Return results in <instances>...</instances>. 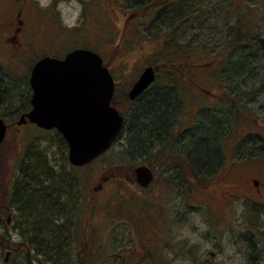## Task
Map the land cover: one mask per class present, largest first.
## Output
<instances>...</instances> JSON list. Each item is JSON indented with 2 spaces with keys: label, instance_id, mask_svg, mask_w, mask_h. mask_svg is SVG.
<instances>
[{
  "label": "rangeland",
  "instance_id": "obj_1",
  "mask_svg": "<svg viewBox=\"0 0 264 264\" xmlns=\"http://www.w3.org/2000/svg\"><path fill=\"white\" fill-rule=\"evenodd\" d=\"M6 6L22 8L21 18L39 28L48 44L44 50L33 47L18 65L0 60L1 96L13 104L0 106V118L15 123L17 111L26 109L25 95L30 97L31 91H26L22 77L43 51L61 57L85 46L109 67L114 103L124 115L138 102H129L126 95L145 67L158 71L148 93L177 81L176 91L169 89L178 103L174 125L187 131L182 137L155 141L142 156L130 152L125 132L110 152L75 169L61 136L30 125L11 127L0 144V264H123L124 259L126 264H236V254L243 256L244 264H264V209L248 202V209L236 203L225 211L215 190L204 191L203 176L179 156L182 141L212 116L225 129L219 139L227 151L220 154L222 169L231 160L245 162L230 180L264 166V54L241 76L240 67L230 72L227 66L240 54L232 49L231 35L238 23H246V44L258 53L257 41L264 42V0H0V11ZM165 8L178 9L179 14L184 9L186 22L157 21ZM242 58L248 63V57ZM30 148L45 155L57 175L77 177L72 190L78 209H70L56 224L64 237L62 260L34 250L35 243L24 235L27 222L9 202L11 181ZM140 165L153 171L149 189L140 192L124 181L116 182L118 190L110 184L105 191L98 189L102 178L132 179ZM139 215L150 224L139 223ZM86 221L95 231L83 246ZM230 246L235 248L232 255L226 252Z\"/></svg>",
  "mask_w": 264,
  "mask_h": 264
},
{
  "label": "trees",
  "instance_id": "obj_2",
  "mask_svg": "<svg viewBox=\"0 0 264 264\" xmlns=\"http://www.w3.org/2000/svg\"><path fill=\"white\" fill-rule=\"evenodd\" d=\"M177 10L162 9L155 19L167 24L179 19V25H183L186 22L181 13L184 9H179L180 14ZM245 25L246 23L241 27V23H238L236 30L231 32L234 36L232 49L239 50L240 54L237 55L236 62H229L227 66L230 72L234 66L240 67L238 76L244 75L247 67L250 68L257 62L256 56L264 54V42L257 41L258 53L246 44L249 34ZM243 56L248 57V63L242 58ZM175 82L173 87L177 86L178 82ZM171 88L167 86L166 90L155 91L153 94L146 91L129 113L123 114L125 127L120 137L123 133H127L130 152L142 156L144 152L149 151L155 141L161 142L168 135L170 126L176 121L178 105L177 97L169 90ZM1 95H3L2 89H0V106L11 107L13 105L11 100L4 103ZM223 127L220 119L208 117L185 139L186 141H182L183 150L179 152V156L196 175L207 176L221 161L218 146L225 130ZM75 180L77 177L57 175L45 155L30 148L19 166L18 173L11 181L9 202L14 206L18 218H22V222L24 220L27 222H24L26 223L24 235L30 238L31 243H35L33 247L39 255L50 256L49 258L54 260H62L65 257L64 237L56 224L62 217L69 215L70 209H78V197L72 190ZM67 201L70 205L66 203Z\"/></svg>",
  "mask_w": 264,
  "mask_h": 264
},
{
  "label": "water",
  "instance_id": "obj_3",
  "mask_svg": "<svg viewBox=\"0 0 264 264\" xmlns=\"http://www.w3.org/2000/svg\"><path fill=\"white\" fill-rule=\"evenodd\" d=\"M155 81L152 67L145 68L127 97L133 101ZM30 110L18 124L57 129L66 141L68 161L82 167L105 153L123 127V117L112 104L114 80L102 58L94 51L76 49L63 59L44 57L29 76ZM7 125L0 119V144ZM137 183L147 188L153 175L147 166L134 169Z\"/></svg>",
  "mask_w": 264,
  "mask_h": 264
},
{
  "label": "flooded vegetation",
  "instance_id": "obj_4",
  "mask_svg": "<svg viewBox=\"0 0 264 264\" xmlns=\"http://www.w3.org/2000/svg\"><path fill=\"white\" fill-rule=\"evenodd\" d=\"M13 5L14 4H12V7ZM6 7H7L6 8L7 10H1L2 13H0V16H1L0 18V60L6 61L10 65H18L19 63L23 62V59L27 57L28 52L33 47H38L39 50H44L43 48L48 44L47 43L48 41L45 40V37H42V34L40 33L39 28H36L34 25L30 24L25 18L24 19L21 18V15L23 12L22 8L19 7V9L15 11L11 6L10 7L6 6ZM79 48L87 49L88 47L81 46V47L73 48L72 50L79 49ZM43 52L45 54H42L39 59L44 58V57L63 59L64 56L67 53H69L67 52L65 55L60 57L52 53L48 54L49 52H47L46 50ZM102 60H103V64L107 66L104 59ZM31 69L29 70L30 72H31ZM153 69H154L155 81H156V79L158 78V71H157V68L155 67H153ZM30 72L28 73V71H26L22 77V79L24 80L25 86H26V91L29 90L30 88L29 86ZM171 73L173 72L171 71ZM171 87L172 89L175 90V87L173 86ZM150 89H148L147 92ZM171 92H173V90H171ZM140 97L136 98V100H139ZM25 100L27 102L26 103L27 107L25 110L17 111V114L19 113L20 116L17 121H15L14 119L15 123H11V121L6 117L1 118L4 120L5 124L7 125L6 133H8L11 127H14V126L20 127V126L30 125L31 127L37 128L41 133L53 131L56 135L61 136V138L63 139L62 135L55 128L51 130H45V129L37 127L35 124H32L28 121L25 124H20V125L18 124L19 119L30 110V97L28 95V92L25 95ZM136 100H134V102ZM184 123H185V120L182 121V125ZM173 125L170 126L171 127L170 136L173 138L175 135H179L178 137H182L184 132L187 131V128H185L184 130L180 129L179 131L175 127V125L174 126ZM182 125L180 127H182ZM64 142L66 144L65 140ZM226 152L227 151H222L221 145L219 144L218 153L222 154ZM261 162H263L264 164V159ZM244 164L245 162H243V160H238L236 163H233L231 160V163H229L228 167H226V170H225V168L222 169V159H221V161H219L215 165L214 169L207 176L203 177L204 178L203 182L205 183L203 190L204 191H207V190L214 191L215 190V194L218 195V199L220 200L222 208L225 211H230L233 205H235L236 203H239L243 209L244 208L248 209V202L251 203L254 207H261L262 209H264V166L259 167L251 172L247 171L245 175L235 176L233 181L230 180L232 179L231 177L234 175V171L236 167H239ZM123 181L127 182L135 189L137 188L140 192L149 189L152 184L151 182V184L148 186L147 189H141L137 185L136 179L134 177L132 179H127V178L122 179V178L109 176L106 178H102L99 181L98 189L99 190L104 189L105 191L106 190L105 185L110 184L109 186L111 188L118 190L116 182H123ZM125 187H129V186L126 184ZM114 207H115L114 205L111 206V203H109L108 208H111V210L113 211L114 209L112 208ZM223 214H225V212ZM87 216L88 215H86L85 217L87 218ZM138 219H139V223L142 222L146 224L147 226L148 224H150V222H148L147 219L143 216L139 215ZM94 231H95L94 226H91L89 221H86L84 223V227L82 231L83 246L88 242L89 239L91 240L94 238ZM146 237H149L148 234L146 235ZM154 247L156 248V246ZM133 261H136V258H133ZM123 264H126L125 259L123 260Z\"/></svg>",
  "mask_w": 264,
  "mask_h": 264
},
{
  "label": "clouds",
  "instance_id": "obj_5",
  "mask_svg": "<svg viewBox=\"0 0 264 264\" xmlns=\"http://www.w3.org/2000/svg\"><path fill=\"white\" fill-rule=\"evenodd\" d=\"M207 246L208 247H211V244H209ZM226 252H227L228 255H232V254L235 253V248L230 246V247H228L226 249ZM235 262H236V264H244V258H243V256L240 255V254H236L235 255Z\"/></svg>",
  "mask_w": 264,
  "mask_h": 264
},
{
  "label": "bare ground",
  "instance_id": "obj_6",
  "mask_svg": "<svg viewBox=\"0 0 264 264\" xmlns=\"http://www.w3.org/2000/svg\"><path fill=\"white\" fill-rule=\"evenodd\" d=\"M170 133H171V127H170V130H169V132H168V135H170Z\"/></svg>",
  "mask_w": 264,
  "mask_h": 264
}]
</instances>
